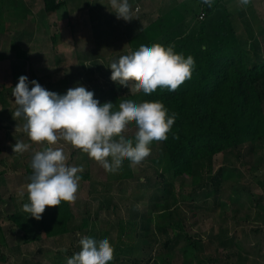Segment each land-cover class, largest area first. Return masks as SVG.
<instances>
[{"label":"rangeland","instance_id":"374dc122","mask_svg":"<svg viewBox=\"0 0 264 264\" xmlns=\"http://www.w3.org/2000/svg\"><path fill=\"white\" fill-rule=\"evenodd\" d=\"M194 1L195 4L186 9L179 8L183 20L180 24L171 26L172 33L186 36L199 28V22L202 20L198 18V15L201 14L202 9L207 7L203 6V2L200 0ZM253 1L258 5L254 4L252 6L254 8L251 9H247L250 5L234 8L233 3H230L229 0H223L222 5L215 2L213 6H217H211L212 9L209 7V10L212 11L210 17H207L204 22L209 24L211 21H216V11L220 7L226 11L229 10L230 15L235 13V10L241 12L246 9L244 12L250 18L249 25L242 24L243 26H241L240 22L243 20L236 17L237 21L234 23V27L237 32H242L245 35H247L245 30L250 27L255 34L256 41L260 42V53L264 55L262 37L264 34V0ZM70 4L72 9H70ZM132 10L135 11L133 12L134 18L142 21V26L148 24L146 19L154 18L153 8L148 3L146 6H141L139 12L135 10V7ZM55 16L67 18V26L59 28L60 26L55 25V20L49 18V23L41 20L34 30L35 25L30 24V21H26L24 17V28L20 30L21 27L16 26L18 22L0 21V37L3 38L0 43V45L2 44L0 52L5 54V62H0V91L3 88H15L19 77L23 75L28 78L29 89L32 87L31 81L35 80L46 90L59 95L66 94L69 88L82 85L94 93V99H97L101 105L106 100L113 98L112 91H115L117 98L113 100V104L118 108L119 103L124 100L125 92L121 88L125 86L113 82L107 69L111 65V61L115 60L112 59V55L128 50L125 34L126 36L129 34L123 33L127 30L128 22L117 19L115 15L113 18L110 17V22L107 16L99 17L96 11L93 13L92 9L87 7V0H67L66 6ZM28 26L31 28L30 31L27 29ZM2 32L5 33V36H2ZM12 42L28 50L29 61L17 62V58L9 50ZM16 107L14 102L13 104H9L8 101L4 103L0 98V228L2 230L0 242L4 240L8 245V249H4L0 244V264H66L68 258L80 251L79 241L84 237L99 241L106 234L108 239L115 241L120 222L126 223L133 218L140 221L142 215L147 213L148 201L136 199L139 196L138 191L142 190V184L146 183L147 177H152L158 182H162V178L173 184L174 194L180 202L179 205L185 210L184 214L187 213L185 224L189 223L187 228L189 231L191 227L190 235L194 240L202 239L205 242L207 234H212L214 230L221 231L222 228L226 230L228 236L241 237L242 244L248 253L242 251L238 253L239 256H232L230 259L228 256L221 255L219 256L221 264H257L256 262L264 264V210H261V213L257 215L260 211L258 206L260 197L263 198L260 202L264 205L263 148L256 147V154L253 155L248 154L247 149H244L243 158L245 159L238 160L235 154H220L215 157L216 171L227 165L228 169L236 168V181L243 184L245 188L236 205V208L239 209L238 216L239 218L243 217L244 213H248L250 216V219L243 218L239 223L230 222L231 220L225 223L223 222L225 218L229 219L234 215L230 205L223 204V207L221 205L216 208L212 214L198 210L190 211L191 208L188 206L191 203L193 187L192 180L188 177H173L170 173H161L162 170L158 168L159 175L163 176L158 178L150 172L147 158L138 165H130V161L124 160L118 172L110 173L81 150L74 149L69 143L59 141L53 147H62L64 154L68 157L67 163L71 166L82 167L83 172L81 173L89 174L91 178L89 181H79L76 200L72 203L77 221L81 222L87 210L92 214L99 212V215L98 218L91 221L88 233L75 231L64 237L46 238L36 219L23 211V205L29 202L27 184L30 183V177L26 167L30 164L35 151L41 149L40 145L30 141L24 133L23 124L25 121L22 118L13 119L12 112L16 110ZM135 131V125L130 124L123 134L128 138H134ZM17 141L29 143L31 148L23 154L14 153L13 145ZM260 158L263 163L259 162ZM108 159L110 160V158ZM126 174L128 176H125ZM249 207H251V211H247ZM156 210L153 215L149 213L150 216L152 215L151 219L145 221L150 230L158 224L163 225L168 222L165 217H162L160 208ZM12 216H17L19 223L14 221ZM227 227L230 229H226ZM257 228H260L261 232L253 233V230ZM138 229L140 230V228ZM33 237H39V240H31ZM142 238L136 236L133 240L134 250L130 254L133 258H143L147 252ZM29 239L30 241L27 242ZM202 241L201 243H203ZM216 242L214 240L213 243L215 250ZM117 246L115 245V249ZM61 249L66 251H61ZM215 250L207 251L205 247H202L197 251L191 250L187 257L183 253L174 252L171 256H164V262L160 259L158 262L159 264H199L204 262L210 264L209 261L218 256L217 253L215 254ZM221 251L222 253L232 252L230 249L219 248L220 253ZM250 252L251 254H249ZM252 252L260 253L262 257L257 259ZM152 263L153 261L150 264Z\"/></svg>","mask_w":264,"mask_h":264},{"label":"trees","instance_id":"16d2710c","mask_svg":"<svg viewBox=\"0 0 264 264\" xmlns=\"http://www.w3.org/2000/svg\"><path fill=\"white\" fill-rule=\"evenodd\" d=\"M44 1L48 13L59 11L67 3L64 0L60 3H56V0ZM248 5L250 6L247 9L254 8L252 7L254 2ZM87 7L90 9L92 7L89 0ZM244 10H241L239 17L241 20L244 19L243 25H249L250 18ZM211 11L209 8L202 9L200 13H204L205 17L199 22V28L186 36L172 33L171 26L180 24L183 20L179 10L176 13L172 12L173 16L169 15L145 27H140L136 18L132 19L127 24V30L123 32L129 34L128 36L125 34L128 52H120L116 54L117 56L111 54L112 59H115L111 63L117 62L123 55L137 51L141 45L153 44H160L165 48L172 47L175 53L183 54L185 58L189 55L194 58L195 67L191 78L186 79L176 91L158 88L150 95L143 93L133 95L129 93L128 88L121 89L125 92L124 100L131 99L136 103L159 101L168 110L169 116L175 114V122L167 134V140L153 141L150 145L151 154L147 157L150 172L161 178L163 176L159 175L160 168L161 173H170L177 178H190L193 188L188 207L191 208V212L198 210L212 214L216 208L227 204L233 209L234 215L232 218H225L223 222L228 223L227 221L231 220L230 222L239 223L243 218L250 219L248 213L239 218V209L236 208L245 188L236 181V168L228 169L227 165L216 171L214 159L220 154H235L236 159H245L244 149L251 155L256 154V147L264 149V55L260 53V42L256 41L250 27L246 30L243 28L248 36L236 31L229 10L218 8L216 21L206 24L204 21L210 17ZM201 14H197L198 18ZM262 37L264 41V34ZM11 49L15 51L16 58L21 63L29 61L27 52L13 44ZM107 70L108 74H111L110 66ZM13 89L14 87L3 88L0 91L2 102L8 101L9 104H13ZM112 94L113 98L105 102L113 103V100H116L115 91H112ZM116 110L119 108L114 106L113 111ZM259 162L263 163L261 158ZM26 168L28 176L31 177L30 164ZM78 175L83 181L91 179L89 174ZM161 180L162 182H158L152 177H147L146 183L142 184V190L138 191L139 196L136 199L148 201L147 213L142 215L140 221L133 218L126 223L120 222L115 241L108 239L106 234L101 237L107 238L114 248V259L109 264H150L151 261L152 264H159V259L164 262V256H171L174 252L183 253L187 257L194 249L197 251L198 248L205 247L207 251L215 250L214 240L217 241L215 254L218 256H215L214 260L210 259V264H221L219 257L221 255L230 259L239 252L248 253L241 237L228 236L223 228L221 231L214 230L212 234H207L205 242L202 239L194 240L190 235L191 227L189 231L187 228L189 223L185 224L187 213L184 214L185 210L179 205L173 184L166 182L165 179ZM261 199L263 198L260 197V204L258 203L260 211L257 215L264 210ZM159 208L162 217L168 222L158 224L150 230L145 221L151 219ZM251 210V207L247 209ZM98 213L92 214L87 210L81 222H78L72 204L61 201L59 206H46L42 218L36 221L46 238L64 237L75 231L88 233L90 223L94 218H98ZM11 218L19 223L17 216ZM259 232L260 228L253 230V233ZM136 236L143 237L147 249L143 258H133L130 255L134 250L133 240ZM31 240L37 241L39 237H33ZM29 241L30 239L27 240ZM127 241L129 243H126ZM0 244L4 249H8L4 240ZM115 245H118L117 249ZM219 248L230 249L232 252L221 251V254ZM253 255L257 259L262 257L260 253Z\"/></svg>","mask_w":264,"mask_h":264},{"label":"clouds","instance_id":"9594fccd","mask_svg":"<svg viewBox=\"0 0 264 264\" xmlns=\"http://www.w3.org/2000/svg\"><path fill=\"white\" fill-rule=\"evenodd\" d=\"M109 2L117 19L126 22L134 19L128 0ZM250 2L239 0L241 6ZM203 3L212 6V0H203ZM194 67L195 60L191 55L185 58L172 47L141 45L137 51L111 63L110 79L129 88L133 95H150L158 88L176 91L191 78ZM31 85L29 89L26 76L19 77L12 91L17 106L12 115L15 120L22 118L25 121L24 133L41 149L35 151L30 161L29 202L23 205V211L38 221L46 206L56 207L61 201L75 202L81 178L78 173L83 172L82 167L67 163L68 157L62 147L53 145L59 141L69 143L98 162L105 171L116 173L124 160L130 161V165L142 163L151 154V143L167 140L175 122V114L169 116L159 101L123 100L119 110L113 111L112 102L101 105L94 99V93L82 85L69 88L64 95L46 90L35 80ZM130 124L136 128L134 138L123 134ZM30 148L31 144L17 141L13 152L23 154ZM79 244L80 251L68 258L66 264H109L114 259V248L107 238L97 241L84 237Z\"/></svg>","mask_w":264,"mask_h":264},{"label":"crops","instance_id":"0c3cea01","mask_svg":"<svg viewBox=\"0 0 264 264\" xmlns=\"http://www.w3.org/2000/svg\"><path fill=\"white\" fill-rule=\"evenodd\" d=\"M62 1L63 0H56V3H60ZM64 1H67V0H64ZM200 1L203 2V0H200ZM222 1L223 0H212V5L215 4V2L218 4H222L223 3ZM128 2L131 5V8L135 7V10L137 8H139V10H140L141 6L142 7L146 6V3H148V5L153 8V14H154L153 17L154 18L153 19L152 18L146 19L147 23H148L146 26H148L152 22H157V21L161 20L162 18H166L167 16L172 15V12L176 13L179 10V8L186 9L189 6H192L195 4L194 0H128ZM229 2L233 3L234 8L236 6L242 7L239 3V0H229ZM251 2H254V1L251 0ZM91 3H92L91 9H92L93 13H95V11H96V13L98 14L99 17L107 16V17H109L108 19H110L109 20V22H110L111 21L110 17L113 18L114 17L113 15L116 16V14L114 12H111V11H113V9L110 6L109 0H91ZM256 3L257 2H254V4H256ZM257 5H258V3H257ZM203 6H206L207 8H209V6L205 3H203ZM71 7H72V5L70 4V9H72ZM62 8L59 11L48 13L45 9V1L44 0H0V21L6 20V22H12V23L18 22L16 26H18V28L21 27L20 28V30H21L24 28V17H25L26 21H30V24L35 25L34 26V30H35L37 28L36 25L38 22H40L41 20H45V21H48V23H49V18H52L55 20V25L58 27L60 26L59 28H62V27L67 26V24H68V22H66L67 18L64 19L62 17L55 16L58 14V12H60L62 10ZM133 12H135V11L133 10ZM239 13H240V11H237V10H235V13H232L231 17H232L233 24L237 21L236 17H238L240 19L239 16L241 14H239ZM6 15H8V16H6ZM56 18H58V19H56ZM242 20H244V19H242ZM137 22H138L140 27H145V26H142V21H139V19H137ZM240 24H241V26H243L242 22H240ZM27 29L29 31L31 30V28L29 26L27 27ZM60 31L61 30L59 29V32ZM31 35L33 36L34 34H31ZM2 36H5V33L2 32ZM57 37H56V39H57ZM2 41H3V38L0 37V43ZM12 44L18 46L24 52H27V54L29 56V52L27 49H24L21 45L16 44V43L12 42L11 45ZM11 45L9 47V50H10L11 54H13L14 57L16 58V53H15V51H12ZM1 46H2V44L0 45V47ZM4 55H5L4 53L0 52V62L3 61L1 63L5 62L4 61ZM17 62H20V61L17 59Z\"/></svg>","mask_w":264,"mask_h":264},{"label":"built area","instance_id":"2783aa9c","mask_svg":"<svg viewBox=\"0 0 264 264\" xmlns=\"http://www.w3.org/2000/svg\"><path fill=\"white\" fill-rule=\"evenodd\" d=\"M204 17H205V14L202 13L199 18L202 20V19H204Z\"/></svg>","mask_w":264,"mask_h":264}]
</instances>
